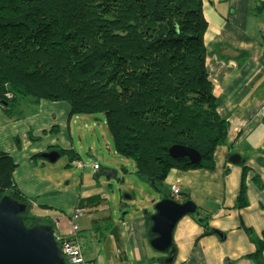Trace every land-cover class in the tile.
<instances>
[{"label": "trees", "instance_id": "1", "mask_svg": "<svg viewBox=\"0 0 264 264\" xmlns=\"http://www.w3.org/2000/svg\"><path fill=\"white\" fill-rule=\"evenodd\" d=\"M263 8L264 0H255L254 12ZM206 25L202 0H0V105L10 113L21 99L61 100L71 115L103 117L114 151L132 160L134 174L160 198H170L169 171L212 170L213 151L228 134L205 69ZM172 145L195 149L199 162L170 157ZM57 152L66 165L78 159L72 150ZM14 168L0 151V198L26 206L19 214L25 227L52 228L16 188ZM245 205L241 181L235 206ZM143 214L150 238L151 214ZM191 215L204 234L219 235L207 217ZM245 231L255 245L248 258L264 264V229L261 238Z\"/></svg>", "mask_w": 264, "mask_h": 264}, {"label": "crops", "instance_id": "2", "mask_svg": "<svg viewBox=\"0 0 264 264\" xmlns=\"http://www.w3.org/2000/svg\"><path fill=\"white\" fill-rule=\"evenodd\" d=\"M254 4L255 0H202L205 69L228 134L226 143L213 151L212 170L172 169L164 185L167 193L175 185L176 201L188 197L199 215L207 217V227L219 235L204 234L195 217L182 216L172 230L174 253L165 261L168 264H253L248 255L255 245L245 228L257 238L264 229V8L254 12ZM239 52L246 53L244 59ZM84 116L92 117L71 115L69 104L61 100L21 99L10 113L0 105V151L15 163L16 188L30 199L32 212L47 217L60 236H70L73 221L82 254L93 264H162L167 257L150 247L148 222L140 207L113 214L103 194L91 191L93 186L84 183L82 174L80 181L69 179L66 167L81 163L83 168L82 162L75 159L62 168L56 164L59 155L54 162L41 156L58 149L72 150L78 157L84 148L90 151L92 147L81 143ZM233 154L239 157L235 163L229 160ZM241 181L246 205L237 208ZM124 198L132 200L128 194ZM158 200L159 196L151 199L146 211L152 214ZM80 208L82 213L72 219Z\"/></svg>", "mask_w": 264, "mask_h": 264}, {"label": "water", "instance_id": "3", "mask_svg": "<svg viewBox=\"0 0 264 264\" xmlns=\"http://www.w3.org/2000/svg\"><path fill=\"white\" fill-rule=\"evenodd\" d=\"M168 155L176 160L187 158L191 163H198L200 154L193 148L172 145ZM58 153L50 151L41 154L49 162L58 158ZM239 157L233 154L229 160L237 162ZM26 206L9 196L0 198V264H66L55 241L53 230L46 225L25 227L19 214ZM186 214L198 215L191 200L177 202L163 197L153 204L150 215V247L166 255V262L171 260L172 230L176 222Z\"/></svg>", "mask_w": 264, "mask_h": 264}, {"label": "rangeland", "instance_id": "4", "mask_svg": "<svg viewBox=\"0 0 264 264\" xmlns=\"http://www.w3.org/2000/svg\"><path fill=\"white\" fill-rule=\"evenodd\" d=\"M92 117H82L80 124L83 129L81 143L84 147L87 145L92 147L90 151L86 148L79 151L78 161L82 162L85 167L79 168L73 164L67 166L66 172L69 179L73 182L75 180L80 181L82 174L84 183L93 186L91 191H98L103 194L104 205L113 214H117L120 209L122 210L121 213H133L138 207H140V213L143 214L151 199H158L159 195L147 182L134 174L132 160L122 157L114 151L111 136L103 117L96 116L97 120ZM89 124L92 125V130L88 128ZM67 162V157L61 155L56 164L63 168ZM93 163H96L100 168L98 170L93 169ZM109 170H113L115 173L110 174ZM125 194L131 195L132 200L126 201Z\"/></svg>", "mask_w": 264, "mask_h": 264}, {"label": "built area", "instance_id": "5", "mask_svg": "<svg viewBox=\"0 0 264 264\" xmlns=\"http://www.w3.org/2000/svg\"><path fill=\"white\" fill-rule=\"evenodd\" d=\"M7 97L10 95L7 94ZM261 113L264 115V107L261 109ZM78 167H81V163H76ZM93 169L97 168V164H93ZM170 198L176 200L178 196V188L175 185H170L169 188ZM83 209H77L72 216V219L79 216L82 213ZM78 230L77 225L72 221L71 224V234L69 237H62L56 232L53 231L55 241L58 248L61 251V255L66 264H93L92 262L86 260L82 254L80 243L78 242L75 234Z\"/></svg>", "mask_w": 264, "mask_h": 264}]
</instances>
